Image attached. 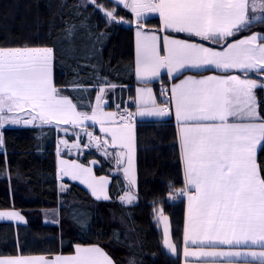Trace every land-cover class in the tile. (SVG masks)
Here are the masks:
<instances>
[{"label": "snow or ice", "instance_id": "obj_1", "mask_svg": "<svg viewBox=\"0 0 264 264\" xmlns=\"http://www.w3.org/2000/svg\"><path fill=\"white\" fill-rule=\"evenodd\" d=\"M119 2L135 13L137 21L144 13H157L162 20V32L187 34L217 46L137 30L135 73L145 84L159 77L162 69L174 79L191 70L229 72L236 69L245 75L264 73V31L235 39L240 33L250 31L254 24L264 23V0L259 5L256 0ZM89 3L99 7L96 0H89ZM257 10L260 15L256 14ZM105 15L117 21L114 11H107ZM54 59L52 47H0V128L6 123H19L18 111L28 112L30 118L24 121L27 124L37 119L42 124L55 122L57 126L71 125L73 128L84 121L98 123L106 134L103 141L91 133L85 135L95 141L97 148L110 145L117 150L114 153L117 170L126 163L123 174L129 185H135L132 172L135 116L161 117L174 109L179 121L177 143L185 177V188L177 191L176 196H184L187 200L183 257L250 256L264 261V251L203 250L205 246L215 245L264 248V164L256 159L257 146L264 147V115L258 111L255 95L257 88L264 89V83L236 75L201 78L185 75L170 88L171 95L165 103L171 107L159 106L152 89L141 87L131 99L136 106L135 112H106L100 106L101 95L89 114L78 111L72 99L63 95L55 85ZM98 90L104 91L102 88ZM106 123L109 126L106 127ZM62 143L67 145L68 141ZM3 144L0 134V155L6 156ZM60 164L64 175L88 183L97 199H109L107 178L97 180L91 168L75 162L61 160ZM135 199L129 192L122 202L131 204ZM159 218L165 224L164 234L168 237L169 218L162 208ZM0 220L24 221V217L16 211H0ZM164 243L173 253L176 252L170 239H165ZM189 246H201V250L190 251ZM0 264L114 262L101 247L92 245L77 246L74 255L56 256L53 260L17 255L0 259Z\"/></svg>", "mask_w": 264, "mask_h": 264}, {"label": "trees", "instance_id": "obj_2", "mask_svg": "<svg viewBox=\"0 0 264 264\" xmlns=\"http://www.w3.org/2000/svg\"><path fill=\"white\" fill-rule=\"evenodd\" d=\"M96 2L116 11L119 21H109L87 0H0V47H52L57 88L78 111L89 114L101 87L118 88L109 95V108L120 111L129 107L137 85L133 13L109 0ZM141 23L161 31L157 16ZM254 31H264V23L235 39ZM257 97L264 115V89H258ZM177 133L174 121L139 124V201L124 205L120 197L126 183L112 171L113 159L104 158L98 149L88 148L81 161L98 160L96 174L112 177L110 201H97L84 187L67 180L65 193L60 192V134L55 127L0 128L6 150V156L0 155V210L19 211L26 219L0 222V257L68 254L77 245H99L116 264H181L180 253L173 256L162 246L156 219L162 208L180 251L185 199L176 193L185 182ZM259 163L264 164V147ZM46 217L56 223H46ZM121 219L136 238L116 224Z\"/></svg>", "mask_w": 264, "mask_h": 264}, {"label": "crops", "instance_id": "obj_3", "mask_svg": "<svg viewBox=\"0 0 264 264\" xmlns=\"http://www.w3.org/2000/svg\"><path fill=\"white\" fill-rule=\"evenodd\" d=\"M111 3L116 4L120 7H124L119 0H109ZM128 2H130V0H128ZM256 3L259 5L261 3V0H256ZM130 12L131 9L127 8ZM133 13V12H132ZM257 15H260L259 10H257ZM133 15H135V13H133ZM152 16H157L159 19L160 17L158 16L157 13H154L153 15L148 16L146 19H148L149 17ZM108 19V18H107ZM144 19V21L146 20ZM109 20V19H108ZM110 21V20H109ZM131 24L129 23L130 26ZM135 59H136V32L137 30H142L145 32H148L149 34L155 33L157 35H172L175 38L178 39H187V38H183V37H179L176 35H173L175 33H169V32H162V31H157L154 28H148L146 27L145 23H135ZM160 27L162 30V20L160 19ZM255 32H260V31H254L252 33ZM252 33L248 34L251 35ZM182 35H186L187 34H183L180 33ZM245 35V36H248ZM194 38H198V37H194ZM187 39L189 40V42L192 43H204L205 46H211V47H217L216 45H212L209 44L208 42H203L201 41V39ZM219 50V48H218ZM136 75V73H135ZM185 75H193L196 76L197 78H201L202 76H208V75H220V76H224V75H236L239 76L241 79H254L257 80L258 83H264V73L262 74H256L253 72H249L245 75V73L241 72L240 70H230L229 72H223L219 69H214L212 71H206V70H191V71H187L184 73V75H180L179 79H174L172 76L168 75L166 70H161V75L155 79H153L152 81L148 82L147 84H145L143 81H140L138 79V77L136 76V81H137V85L132 89V97H135L136 93H137V89L141 88V87H149L152 89L155 98H156V102L159 106L161 107H165L167 106L164 102V95H161V93H166V92H170V88L172 87V85L179 83L180 79H183ZM53 78H54V83H55V67H54V63H53ZM56 85V84H55ZM112 86H103L101 87L102 89H107L108 92V96L111 93H114L118 88L115 86V90H112L111 88ZM100 88V89H101ZM110 89V90H109ZM260 88H257L255 90V95H256V101H257V105H258V111L261 113L260 107H259V101H258V97H257V91ZM63 94V93H62ZM102 93L99 91L97 97H99ZM65 95V94H63ZM67 96V95H66ZM69 99H71L69 96H67ZM104 103L107 102V106L104 105V103L100 104L101 108H103L104 111L106 112H120V111H124V110H113L111 108H109V101L106 98H103L102 100H104ZM131 99L129 100V107L125 110L128 111H132L135 112L136 111V106L133 105L131 103ZM73 101V100H72ZM97 102V99H96ZM74 103V102H73ZM169 107V106H168ZM171 107V105H170ZM78 110V109H77ZM91 114V113H90ZM16 115L19 117L20 122L19 123H15V124H5L3 126L2 129H6V128H42V127H49V126H53L55 127L59 134L60 137L58 139V144H57V169H58V174H59V179H60V192L63 194L66 191V185H65V181H70L73 183H77L79 185H81L82 187H84L91 195L92 197L97 200V201H110L111 200V194H110V186L112 183V177L109 175H102V176H98L96 174L95 169L100 166V163L98 160L96 159H92L90 160L88 163H84L81 161V158L84 156L85 152L87 151L88 148L93 147L94 145H96L95 142H91L89 141V137L87 135H85V133H92L93 131L96 132L98 134V136L100 137V140L103 141L106 138V134L100 130V125L98 123H93L91 121H84L82 122L80 125H77L75 128H73L71 125H59L57 126L55 124V122H53L52 124H42L38 119L36 121H33V123L31 124H27L24 121L28 120L30 118L29 114L27 111H18L16 113ZM232 119V118H230ZM169 121H174L176 127H177V131L179 128V121L176 120L175 115H174V109L173 111L166 116H161V117H155V116H135V135H136V139H135V151H134V156H133V164H132V172L133 175L135 177V185H129L127 178L124 176L123 174V167H127V164L125 163L124 165L120 166V170H117V165L115 163V159H114V153L117 151L115 149H112L110 147V145L108 146H104L102 145L100 147V154L101 156H103L104 158H112L113 159V172L115 173H120L126 183V189L124 191V193L121 195L120 197V202L123 203L124 205H134L137 204L139 201V196H138V189H139V176H138V145H137V130H138V126L141 123H158V122H169ZM105 126H109L107 123L105 124ZM63 129H68L67 132H65ZM79 133V135L74 136L73 133ZM63 140H67L68 143L67 145L63 144L62 141ZM264 143V142H262ZM75 145V146H73ZM263 147L258 145L257 146V150H256V159L257 162L259 163V154L260 151ZM105 152L109 153V155H106ZM180 154H181V149H180ZM126 159V158H125ZM61 160H67L70 163L71 162H75L76 164L82 165L83 167L86 168H91L92 170V175L99 180L100 178H107L109 183L106 185V192L107 195L109 196L108 200H104V199H97L96 198V194H93L92 189L88 186V183L82 182V180L80 179H72L71 176H67L64 175L61 172V164L60 161ZM182 160V159H181ZM183 166V163H182ZM184 176V174H183ZM184 181H185V177H184ZM129 192H131L136 199L134 200L133 203L128 204V203H124L122 202V198L125 197ZM185 199V212H184V219L182 222L183 225V232H182V240H181V245H180V251H178V248L176 246V244L174 243V246L176 247V252L173 253L172 251H170L171 254H177L180 253L181 256V264H264V261H262L260 258H253L250 256H242V257H230V258H223V257H200V256H196V257H183L182 255V251H183V247L184 242H183V234H184V229L186 227V210H187V200L186 197H184ZM16 211V210H15ZM19 212V211H17ZM20 213V212H19ZM22 216H24L22 214ZM48 216V215H47ZM47 218V217H46ZM50 219V218H47ZM18 223H25V216H24V221H17ZM77 246H92V245H77ZM77 246L75 247V249L68 253V254H51V255H36L35 257H44L45 259L48 260H53L56 256H71L75 254V250L77 248ZM99 246V245H96ZM101 247V246H99ZM102 248V247H101ZM103 249V248H102ZM105 253H107L109 255V253L103 249ZM189 250L190 251H200L201 250V246H189ZM204 251H229V250H233V251H264V248H260L259 246H248V247H236V248H231L230 246L227 245H215V246H205L203 247ZM9 257H15V256H5V257H0V259L3 258H9ZM109 257L113 260V258L109 255ZM114 264H116V262L113 260Z\"/></svg>", "mask_w": 264, "mask_h": 264}, {"label": "rangeland", "instance_id": "obj_4", "mask_svg": "<svg viewBox=\"0 0 264 264\" xmlns=\"http://www.w3.org/2000/svg\"><path fill=\"white\" fill-rule=\"evenodd\" d=\"M154 13H144L140 18H139V21H137L136 20V18H135V15H133L134 16V21H135V23H141V22H143L144 21V19H146L148 16H150V15H153ZM125 20H123V23L124 24H126L125 22H124ZM112 88V90H115L114 88L115 87H111ZM110 90V89H109ZM108 90L107 89H104V91H103V93L101 94L102 95V97L103 98H106V99H108V101H109V96H108ZM100 95V96H101ZM99 96V97H100ZM104 101H105V99L104 100H102V102L104 103ZM101 102V103H102ZM102 103V104H103ZM159 210L160 209H158L157 210V215H156V219L158 220V227H159V233H160V240H161V243H162V246L164 247V249H165V251H167L169 254H171L170 253V251H171V249H169L168 247H167V245L164 243V241H165V239H170V242L174 245V243H175V241H174V239H173V237H172V227H171V222H170V218H169V230H170V235L168 236V237H166L165 236V234H164V228H165V224H164V222H163V220L162 219H160L159 218ZM0 211H15V210H0ZM17 212V211H16ZM20 215L22 216V213L20 212ZM24 217V216H23ZM3 221H9V220H0V222H3ZM11 221H13V222H15V223H18L17 221L18 220H11ZM25 221H26V219H25ZM115 221V220H114ZM45 222L46 223H56V222H54V221H52V220H50V219H47V218H45ZM116 222V224L119 226V227H121L125 232H127L129 235L131 234V236H133V238H136V236L134 235V232L132 231V229L131 228H129L128 227V225L121 219L119 222H117V221H115ZM24 223V222H23ZM138 242V241H137ZM140 244H141V247H142V243L139 241V243H138V245H139V247H140ZM171 255H173V256H175L176 254H171Z\"/></svg>", "mask_w": 264, "mask_h": 264}, {"label": "water", "instance_id": "obj_5", "mask_svg": "<svg viewBox=\"0 0 264 264\" xmlns=\"http://www.w3.org/2000/svg\"><path fill=\"white\" fill-rule=\"evenodd\" d=\"M88 2H89V0H87ZM96 5H98L97 4V2H96ZM99 7L97 8L99 11H101L104 15H105V13L107 12V11H109V10H106L104 7H102V6H100V5H98ZM114 13L116 14V11H114ZM106 16V15H105ZM110 21H112L110 18H108ZM121 22H123V21H121ZM125 22V21H124ZM126 23V25H129V23H127V22H125ZM104 105L105 106H107V102H105L104 103Z\"/></svg>", "mask_w": 264, "mask_h": 264}, {"label": "built area", "instance_id": "obj_6", "mask_svg": "<svg viewBox=\"0 0 264 264\" xmlns=\"http://www.w3.org/2000/svg\"><path fill=\"white\" fill-rule=\"evenodd\" d=\"M170 95H171L170 92H166V93H165V95H164L165 102L167 101V99H168V97H169ZM165 104H166V103H165ZM167 106L170 107V105H167ZM134 121H135V118H134ZM92 135L95 136V137H99L95 132L92 133ZM90 140H91V139H90ZM91 141L95 142L94 140H91Z\"/></svg>", "mask_w": 264, "mask_h": 264}]
</instances>
